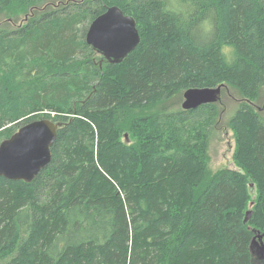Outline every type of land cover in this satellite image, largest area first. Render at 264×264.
I'll use <instances>...</instances> for the list:
<instances>
[{
    "label": "trees",
    "instance_id": "16d2710c",
    "mask_svg": "<svg viewBox=\"0 0 264 264\" xmlns=\"http://www.w3.org/2000/svg\"><path fill=\"white\" fill-rule=\"evenodd\" d=\"M62 1L0 0V15H27L0 19V141L36 118L61 123L31 181L0 177V264H253L264 232V118L252 106L264 86V0ZM108 5L140 35L119 63L99 62L85 41ZM219 85L244 100L232 129L249 168L210 175L217 101L167 104Z\"/></svg>",
    "mask_w": 264,
    "mask_h": 264
},
{
    "label": "water",
    "instance_id": "95a60500",
    "mask_svg": "<svg viewBox=\"0 0 264 264\" xmlns=\"http://www.w3.org/2000/svg\"><path fill=\"white\" fill-rule=\"evenodd\" d=\"M85 41L109 63H119L139 43L140 35L133 16L117 5H108L95 16L85 32ZM221 86L188 88L183 92V109L217 101ZM61 123L47 117L22 124L10 137L0 141V177L31 181L51 160L53 145ZM252 202L249 203L251 207ZM250 210L246 212L245 221ZM256 238L264 233H256ZM261 248L264 249L261 242Z\"/></svg>",
    "mask_w": 264,
    "mask_h": 264
},
{
    "label": "rangeland",
    "instance_id": "374dc122",
    "mask_svg": "<svg viewBox=\"0 0 264 264\" xmlns=\"http://www.w3.org/2000/svg\"><path fill=\"white\" fill-rule=\"evenodd\" d=\"M62 2L66 3L67 0ZM26 16L25 12L5 11L3 15H0V19L7 17L13 21V24L19 25L25 21ZM96 56L99 62H101L100 60L103 58H100V56H103ZM183 92L179 95L173 96L175 100L169 101L167 107H175L174 109L181 108L184 100ZM243 101V98L239 97L237 90L231 87H227L225 90H220V94L216 102L218 104L217 109L219 111L218 117L212 125L206 150L205 168L210 175L223 168H239L241 165L246 169L249 168V150L247 148V144L244 140L242 143H239L238 135L232 129V126L236 125V122H233L232 120L233 114L240 106V102ZM252 106L264 118V86L258 90L257 97L252 103ZM236 156L239 158L238 162L235 161ZM245 156L247 157L248 162L245 160ZM250 208L251 207L249 206V209ZM246 210L249 211L248 209ZM261 242L264 247V237H262L261 240L254 237L251 241L250 251L253 264H260L261 261L264 260V249L262 250L261 248Z\"/></svg>",
    "mask_w": 264,
    "mask_h": 264
}]
</instances>
